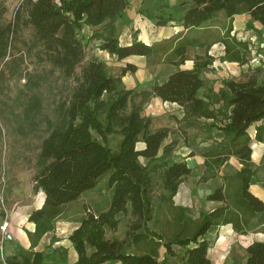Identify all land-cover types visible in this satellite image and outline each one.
I'll use <instances>...</instances> for the list:
<instances>
[{"label":"trees","instance_id":"16d2710c","mask_svg":"<svg viewBox=\"0 0 264 264\" xmlns=\"http://www.w3.org/2000/svg\"><path fill=\"white\" fill-rule=\"evenodd\" d=\"M128 4V0H21L13 19L0 22V63L9 55L12 35L24 25L41 47L44 60L63 79L73 81L70 93L57 104L55 122L39 146L32 190L43 193V202L28 213L27 220L34 224L32 231L25 229L30 253L7 256L0 264H48L43 248H34L55 229L65 205L94 187L104 174L110 201L103 210L86 209L69 231L67 239L76 260L68 264H165L158 259L159 247L173 256V245L184 247L185 264H212L204 237L210 226L230 224L235 232L244 234L264 223V203L248 190L258 169L251 161V146L253 141H264V75L259 78L255 69L241 79H224L225 88L209 102L198 91L205 85L200 70L212 62V56L205 52L190 57L189 53L191 47L204 44L181 32L150 44L137 39L134 32L130 43H120L114 22ZM181 6L182 15L176 19L165 5L164 14L155 16L156 25L196 28L222 12L228 21L219 39L224 60L243 64L249 52L247 40L230 35L233 15L247 13V27L256 21L264 28V0H187ZM5 10L4 0H0V20ZM84 26L93 29L89 39H102L98 47L119 59L140 55L150 64L167 63L176 69L149 89L125 88L121 75L134 71L135 65L127 63L121 75L114 76L102 60L86 58L87 42L81 34ZM188 59H192V67L180 68ZM15 69L12 63L11 72ZM150 96L178 104L188 125L197 124L198 118L211 119L223 132L220 141L213 140L212 146L202 151L204 170L200 176L202 181L212 178L231 156L238 160L240 168L232 175L220 176L222 184L205 196L221 205L193 217L188 207L174 203L173 196L192 168L183 160L171 159L175 142L163 144L169 130L152 129L151 118L141 113ZM214 103L218 106L213 107ZM110 134L118 136L114 147L108 143ZM119 213L130 215L125 236L108 237L106 233L117 228ZM127 243L137 253L127 252ZM246 253L245 261L238 264H264V240L251 242Z\"/></svg>","mask_w":264,"mask_h":264},{"label":"rangeland","instance_id":"374dc122","mask_svg":"<svg viewBox=\"0 0 264 264\" xmlns=\"http://www.w3.org/2000/svg\"><path fill=\"white\" fill-rule=\"evenodd\" d=\"M20 1L4 0L6 10L0 20L1 23H6L13 19L15 9ZM163 6L159 4L154 9L130 11V13L138 12L142 15L149 13L154 16L149 20L145 19V22H147L146 28L149 27L152 29L150 30L151 32L146 31L145 36L148 37L149 35L161 33L163 28L160 25H156L155 16L164 14L166 9ZM227 24L228 22L223 13L220 12L211 20L209 25H205L206 28L193 29L187 35L194 38L196 43H203L204 46L191 47L189 53L192 55L196 53L200 54L206 47H210L213 41H219L225 33ZM256 25L259 28L253 25L251 28L246 26V28H243V30L240 29L238 32L237 30L234 32L230 31V35H234L237 39L248 41L249 52L246 54L247 60L243 64L226 60V62H221V66L216 65L219 71L222 72L221 76L207 79V77H210L211 72L203 74L205 85L198 91L200 97L207 99L209 102L216 100L218 96L215 95L220 89L225 88L223 85L224 79H241L253 73L255 69L259 70L257 76L263 78L264 28L259 23ZM165 26L170 27L172 25ZM92 30L91 27L84 26L81 34L85 38ZM249 33L252 34L251 39L248 38ZM88 43L95 46V42ZM221 50L215 46V51L212 52L216 53V56L219 58L217 52ZM8 51L9 55H6L0 63V206L4 211V216L0 217V220L4 219L6 215H9L17 208L25 207L30 200L36 202L40 199V192L32 190V177L36 170L35 163L39 146L41 140L48 134L51 124L55 122V109L57 104L70 93L71 86L73 85L71 79H63L59 71L44 60L40 52L41 47L35 42L27 26L22 25L17 30V33L12 35ZM12 63L16 66L13 73L10 70ZM146 64L150 68L153 81L167 74V71L157 69L159 63L150 64L146 60ZM166 65H168L167 67L171 66L167 63ZM205 69L202 68L201 70L206 72ZM208 69L211 70L209 67ZM132 72L134 71L127 72L129 77L133 76ZM122 86L125 87L123 84ZM134 89L140 91L141 86L136 85ZM152 97L150 96L143 103L141 113L151 118L152 129L155 130L165 127L169 130L168 136L164 139L163 144L171 141L175 142L171 159L183 160L187 165L188 163L192 165L194 155L202 156L200 144L203 142V139L200 136V132L204 129L207 130V127L211 129H215L216 127L212 125L211 119L204 118L196 119L197 124L188 125L184 123L182 117L179 119L176 118V109L180 107L178 104L156 103L152 100ZM139 99L140 96L136 97V100ZM217 106L218 104L213 107ZM178 113L183 115L181 107ZM249 131H252V127L249 128ZM117 140L118 136L116 134H110L108 136L109 146L114 147ZM182 142L186 144L187 148L185 146L183 147ZM139 145L141 144L138 143ZM190 153L192 154L191 156ZM139 159L142 163L146 162L142 157ZM203 170V162L197 167H192L190 175L186 176L180 183V190L183 193L182 197L190 198V188L194 191L192 192L193 194H201L202 192L200 191H202V188L200 187L198 190L197 187L199 182H207L209 180L207 182L209 184L204 186V188L211 189L213 185L210 179L222 176L219 175L218 171L216 176L202 181L200 176ZM190 181L192 185H189ZM110 196L111 190L107 184V175L104 174L98 178L94 187L83 192L76 200L66 204L57 221L60 224L65 223L62 225L63 227L72 225L79 221L85 214L86 209L93 212L105 209L110 201ZM199 199L201 200L202 197L200 196ZM204 200L207 199L204 197ZM188 208L192 216L198 210L197 205ZM117 217L119 218L117 228L115 230H109L107 236L111 235L122 239L125 236L127 224L130 221V215L128 213H119ZM10 234L12 236L10 240L12 241V232ZM44 248L46 249H43V254L48 264H67V260L72 258V252L69 253V248L67 247L59 246V248L53 249L49 246L48 248ZM127 249H131L129 243L125 246V250ZM173 249L175 254L170 256L166 255L163 247L160 246L158 259L165 264H185L183 260L184 247L173 245ZM2 258H5V256L1 255L0 259Z\"/></svg>","mask_w":264,"mask_h":264},{"label":"crops","instance_id":"0c3cea01","mask_svg":"<svg viewBox=\"0 0 264 264\" xmlns=\"http://www.w3.org/2000/svg\"><path fill=\"white\" fill-rule=\"evenodd\" d=\"M128 2V7L124 10V14L122 15V17L116 19L114 22L115 35L118 38L119 42L123 44L131 42L134 32H136L137 39L145 42L146 44H150L151 42L161 40L176 33L181 32L182 34H189L193 29H204L206 28L205 25H209L211 20L215 18L214 17L210 20H207L199 27L190 29H183V27L179 25H174L170 27L162 26L163 29L161 30V33L159 32L156 35H149L147 37L145 36L146 31L151 32L150 30L152 29H150L149 27L146 28L147 22H145V19L149 20L150 18H146V16L138 12L130 13L131 10L137 11L140 9H154V7H158L159 4L164 5L163 8L166 9L165 5H168L170 7V13L174 18L177 19L182 15L183 12V7L181 6V4L183 2H187V0H128ZM248 21H250V16L247 13L233 15L231 19V32H234L235 30H237L238 32V30L240 29L243 30V28H246V23ZM257 23L258 22L254 21L253 25L256 28H259L258 25H256ZM91 33L92 31H90V34L84 38L87 42L86 58H96L102 60L105 63V68L107 72L114 76L121 75V69L127 63L135 65L136 68L134 72H132L133 76L129 77L127 72L124 75H121V81L125 88L132 89L135 88L136 85H140L141 90L149 89L152 83L163 82L167 78V76L176 69V67L173 65L170 66L169 64L170 67H167L168 65H166V63H159L157 69L161 71H167V74H165L162 78H159L160 80L157 79L156 81H153L152 76L150 74V68H148L146 64V58L144 56L129 55L119 59L115 55H112L106 50L100 49L98 47V45L102 42V39H88ZM248 35V38L251 39L252 34L249 33ZM88 42H95V46ZM215 46H217L220 50L222 48L221 51L217 52L219 58L216 56V53L212 52L215 51ZM207 48H205L206 52L212 56L213 60L207 66L206 69L204 68L206 72H204V70L200 71V76L202 79V75L208 74V72H211V74L209 75L210 77H207V79L221 76L222 72L219 71L218 66L216 65L221 66V62H226V60L221 58V56L223 55V45L218 40L213 41L210 47ZM205 49L200 54H204ZM190 57H192V54H190ZM184 63L185 64H181L179 67L191 68L193 65L192 59H188ZM208 67L211 70L213 68V70H209ZM152 100H154L156 103L160 102L162 104L170 103L177 105L174 102L162 101L158 97H152ZM216 104L217 103H214L213 105L216 106ZM179 110L180 107L176 109L177 119L182 117V114L178 113ZM200 136L203 139V142L200 144V149L203 151L212 146L211 143L213 140L220 141L223 138V132L217 128L211 129L210 127H207V130L204 129L202 132H200ZM181 144H183V147L185 146V148H187L186 144H184L183 142ZM251 147V161L256 166H258V169L256 170L255 174L250 178L248 190L264 203V141H253ZM202 162V156L194 155L192 158V165L188 163V166L194 168L202 164ZM240 166L241 165L238 160L235 157L231 156L227 161H225L221 165L219 175H232L240 168ZM210 180L213 185L211 189H214L222 184L220 177ZM207 182H199L197 187L198 190L200 187L202 188V191H200L202 192L201 194H193L192 192L194 191H192L190 188V198L182 197L183 193L181 192L179 185L178 191L173 196L174 203L190 208L193 205H197L198 210L196 214L193 215V217H196L200 211H210L214 207L221 205L220 201L204 200L205 195L211 191L210 188H204V186L209 184ZM189 185H192L191 181L189 182ZM39 192L40 199L38 201L34 202L30 200L28 202V205H26L25 207L17 208L15 211H12L9 215L5 216L9 220L8 230L9 232H12L13 240H6L3 242V244H0V256L4 255L5 257H7L12 255H18L20 253H30L29 239L25 232V229L32 231L34 228V224L32 222H29L27 220V217L31 209L39 208L43 202V193L40 190ZM200 196L202 197L201 200L199 199ZM1 221L2 219L0 220V223ZM77 222L72 225L63 227L62 225L65 223L60 224L58 221H56L55 229L48 236H44L43 238H41L39 244L34 249H44V246L46 245H48V247H52L53 249L59 248V246L67 247L69 248V253L72 252V258L67 260V264L74 262L76 260V253L72 247L71 242L67 239V234L75 226V224H77ZM107 234L108 233H106V235ZM108 237L113 236L108 235ZM204 237L208 241L207 256L212 264H238L244 262L246 259L247 245H249L253 241L264 240V223L260 224L257 230H250L244 234L235 232L230 224L212 225L208 228ZM50 240H52L51 243ZM130 247L131 249H127V252L137 253L133 245L130 244ZM113 264H119V262H114Z\"/></svg>","mask_w":264,"mask_h":264},{"label":"built area","instance_id":"2783aa9c","mask_svg":"<svg viewBox=\"0 0 264 264\" xmlns=\"http://www.w3.org/2000/svg\"><path fill=\"white\" fill-rule=\"evenodd\" d=\"M9 220L7 217H4L0 223V244H3L4 241L11 239V234L8 230Z\"/></svg>","mask_w":264,"mask_h":264}]
</instances>
